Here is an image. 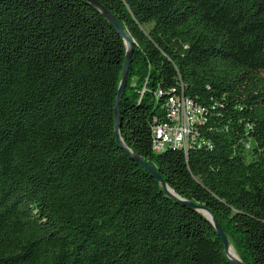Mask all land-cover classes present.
Masks as SVG:
<instances>
[{
	"label": "trees",
	"instance_id": "16d2710c",
	"mask_svg": "<svg viewBox=\"0 0 264 264\" xmlns=\"http://www.w3.org/2000/svg\"><path fill=\"white\" fill-rule=\"evenodd\" d=\"M264 264V0H0V264ZM203 108L152 149L167 101ZM210 217V216H208Z\"/></svg>",
	"mask_w": 264,
	"mask_h": 264
},
{
	"label": "built area",
	"instance_id": "2783aa9c",
	"mask_svg": "<svg viewBox=\"0 0 264 264\" xmlns=\"http://www.w3.org/2000/svg\"><path fill=\"white\" fill-rule=\"evenodd\" d=\"M204 118L203 108L183 94H173L167 101V120L152 128V149L155 153L167 148L184 152L191 146L195 126Z\"/></svg>",
	"mask_w": 264,
	"mask_h": 264
},
{
	"label": "water",
	"instance_id": "95a60500",
	"mask_svg": "<svg viewBox=\"0 0 264 264\" xmlns=\"http://www.w3.org/2000/svg\"><path fill=\"white\" fill-rule=\"evenodd\" d=\"M93 3L103 13H105V15L107 16V18L110 21V23L115 27V29L117 30V32L123 37V39H124V41L126 43V48H127L126 49V56H125L124 63H123V68H122L121 79H120V83H119V87H118V93H117L116 105H115V112H114L115 136H116L117 141L119 142V144L121 145V147L123 148V150L125 152H127L138 165H140L141 167H143L144 169H146L148 172L151 173V175L155 179H157V180H159L161 182L164 190L166 191V193L168 195L174 197L175 199H177V200H179L181 202H184L187 206L193 207V208L197 209L200 212H202V210H205L206 212H208V214L210 215V217L206 216L203 212L202 213L214 225L218 236L220 237V239L223 242V245H224L226 254L234 262V264H243L239 259H235V258H232L230 256V254H229V248H230V246H229L228 240H227L225 234L223 233L220 225L217 223V221L215 220L214 216L212 215V212L210 210L206 209L205 206H202V205H194L192 203H188V202L180 199L178 196H176L174 194V192L160 178V176L158 175V173L156 172V170L150 164L144 162L142 159L137 158L135 155H133V153L127 149V147L124 145L123 141L121 140V138L119 136V99H120V96H121V94L123 92L124 85H125V80H126V76H127V72H128V67H129V63H130V54H131V49H132V42H131L129 36L124 32V30L121 27V25L119 24V22L115 19V17L113 15H111L104 7H102L101 5H99L97 2H93Z\"/></svg>",
	"mask_w": 264,
	"mask_h": 264
},
{
	"label": "bare ground",
	"instance_id": "6f19581e",
	"mask_svg": "<svg viewBox=\"0 0 264 264\" xmlns=\"http://www.w3.org/2000/svg\"><path fill=\"white\" fill-rule=\"evenodd\" d=\"M202 211L206 212L205 210H202ZM206 213H207L208 216H210V215L208 214V212H206ZM231 253H232L233 256L231 255ZM229 254H230V256H231L232 258L237 257L236 254H235L233 251L231 252V249H230V248H229ZM234 256H235V257H234ZM235 259H237V258H235Z\"/></svg>",
	"mask_w": 264,
	"mask_h": 264
},
{
	"label": "rangeland",
	"instance_id": "374dc122",
	"mask_svg": "<svg viewBox=\"0 0 264 264\" xmlns=\"http://www.w3.org/2000/svg\"><path fill=\"white\" fill-rule=\"evenodd\" d=\"M228 243H229V242H228ZM229 246H230L231 252L233 251V252L236 254V256H237V257H235V256H234V257L237 258V259H239V258H238V255H237V252H236L235 248L233 247V245L229 244ZM231 255H232V253H231ZM232 256H233V255H232Z\"/></svg>",
	"mask_w": 264,
	"mask_h": 264
}]
</instances>
